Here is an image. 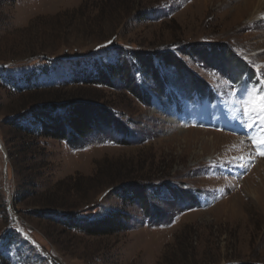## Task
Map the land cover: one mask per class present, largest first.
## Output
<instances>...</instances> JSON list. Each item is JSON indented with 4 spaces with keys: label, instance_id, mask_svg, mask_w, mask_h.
<instances>
[{
    "label": "rangeland",
    "instance_id": "obj_1",
    "mask_svg": "<svg viewBox=\"0 0 264 264\" xmlns=\"http://www.w3.org/2000/svg\"><path fill=\"white\" fill-rule=\"evenodd\" d=\"M257 1L0 0V264H264V156L252 142L261 136L254 104L264 96ZM204 50L209 65L189 54ZM135 53L175 54L185 83L212 85L224 106L194 113L172 85L160 95L139 71L149 106L120 79L94 84L95 64ZM237 57L260 87L232 91L227 72L241 76ZM155 65L160 77L176 79ZM55 102L107 107L128 145L111 128L75 147L39 138L32 111ZM133 185L145 186L148 210L121 195ZM178 190L190 195L179 201L171 194ZM112 211L130 220L108 236L84 234L66 219Z\"/></svg>",
    "mask_w": 264,
    "mask_h": 264
},
{
    "label": "trees",
    "instance_id": "obj_2",
    "mask_svg": "<svg viewBox=\"0 0 264 264\" xmlns=\"http://www.w3.org/2000/svg\"><path fill=\"white\" fill-rule=\"evenodd\" d=\"M189 54L194 56V58L201 59L206 65L211 64L212 54L205 50L204 52L193 51ZM237 58L238 59H236L235 62L241 66V69L238 72L241 76L247 74L252 78L254 71L242 59L239 57ZM155 59L159 62L162 70H173L176 79L173 80L169 77L167 79L160 77L159 69L155 65ZM183 63L182 59H179V57L173 53L157 54L153 60L149 56H141L135 53L134 55H131V61L123 60L121 64H95L93 70L98 74V78L94 84L110 86L111 81L120 79L134 96L141 99V95H143V103L149 106L152 102V97L145 89L140 87L141 85H138L134 72L139 71L146 83H149V80H152L157 84L160 95L165 94L167 85H172V87H174L182 96L188 97V92L199 93L201 95L208 93L212 95L209 90V84L203 85L196 83L198 82L197 78H195L196 80L192 84L188 85L185 83L186 69ZM226 66V69L232 68L230 65ZM221 69L222 68H219L217 70L223 71ZM227 73L228 76H231L234 79H239L241 77L231 75L230 72ZM58 103L59 102L48 104L43 103L32 111L31 117L34 120L33 125L35 126V130L38 131L39 138L58 140L75 147L79 140L85 139L96 129L111 128L115 131H119L120 134L122 132H127V129L123 126L121 120L118 119L111 110H107V107L94 110V108L89 105L76 102L66 104ZM11 126L15 128L17 127V124L12 123ZM24 132L27 133L25 129ZM27 134L30 135V133ZM123 135L120 144L122 146H127V134ZM155 190L157 192L158 187H156ZM185 193L187 192L178 190L172 191L171 194L175 197L177 196L179 201H181L182 198H184L183 195ZM128 194L132 197L129 198ZM187 194L190 195L189 193ZM121 195L126 197L129 201L133 199L137 200L145 209L149 206L146 198L147 190L145 189V186L133 185ZM194 204H198L196 199ZM151 207L152 205H150V208ZM150 212L152 211L150 210ZM66 219H69L68 226L78 229L84 234L90 236H108L125 231L128 227L130 217L123 212L112 211L108 213L106 217L94 220L87 217L76 218L75 215H72L69 212L66 213Z\"/></svg>",
    "mask_w": 264,
    "mask_h": 264
},
{
    "label": "snow or ice",
    "instance_id": "obj_3",
    "mask_svg": "<svg viewBox=\"0 0 264 264\" xmlns=\"http://www.w3.org/2000/svg\"><path fill=\"white\" fill-rule=\"evenodd\" d=\"M252 115L254 117L260 118V121H261V136L259 139L253 138L252 142L258 148V151L256 154L260 156H264V96L259 97L258 102L254 104V111L252 112ZM253 126L254 125L251 123H248L245 125V127L248 130H251ZM240 159L241 161H243L244 158L241 157ZM244 166H245L244 163L241 162L240 167H244Z\"/></svg>",
    "mask_w": 264,
    "mask_h": 264
},
{
    "label": "bare ground",
    "instance_id": "obj_4",
    "mask_svg": "<svg viewBox=\"0 0 264 264\" xmlns=\"http://www.w3.org/2000/svg\"><path fill=\"white\" fill-rule=\"evenodd\" d=\"M251 10V9H250ZM264 10V0H258L257 1V4L254 6V17L256 16V15H258L260 12H262ZM263 13V12H262ZM252 16V15H251ZM250 18V17H249ZM215 119V121H219L218 120V117H215L214 118ZM251 139V138H250Z\"/></svg>",
    "mask_w": 264,
    "mask_h": 264
}]
</instances>
